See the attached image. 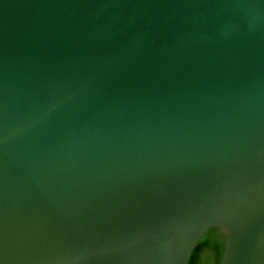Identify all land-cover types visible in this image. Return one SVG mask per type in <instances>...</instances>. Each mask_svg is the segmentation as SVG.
I'll list each match as a JSON object with an SVG mask.
<instances>
[{
  "label": "water",
  "instance_id": "95a60500",
  "mask_svg": "<svg viewBox=\"0 0 264 264\" xmlns=\"http://www.w3.org/2000/svg\"><path fill=\"white\" fill-rule=\"evenodd\" d=\"M0 264H264V0H0Z\"/></svg>",
  "mask_w": 264,
  "mask_h": 264
}]
</instances>
